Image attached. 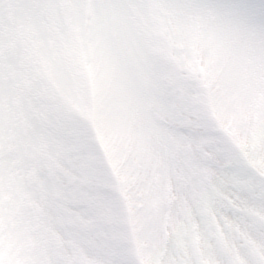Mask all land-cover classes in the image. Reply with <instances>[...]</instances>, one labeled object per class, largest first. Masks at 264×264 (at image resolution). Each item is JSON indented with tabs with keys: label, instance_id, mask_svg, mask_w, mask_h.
I'll list each match as a JSON object with an SVG mask.
<instances>
[{
	"label": "snow or ice",
	"instance_id": "1",
	"mask_svg": "<svg viewBox=\"0 0 264 264\" xmlns=\"http://www.w3.org/2000/svg\"><path fill=\"white\" fill-rule=\"evenodd\" d=\"M0 264H264V0H0Z\"/></svg>",
	"mask_w": 264,
	"mask_h": 264
},
{
	"label": "rangeland",
	"instance_id": "2",
	"mask_svg": "<svg viewBox=\"0 0 264 264\" xmlns=\"http://www.w3.org/2000/svg\"><path fill=\"white\" fill-rule=\"evenodd\" d=\"M254 3H260V0H252Z\"/></svg>",
	"mask_w": 264,
	"mask_h": 264
}]
</instances>
